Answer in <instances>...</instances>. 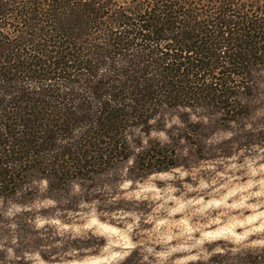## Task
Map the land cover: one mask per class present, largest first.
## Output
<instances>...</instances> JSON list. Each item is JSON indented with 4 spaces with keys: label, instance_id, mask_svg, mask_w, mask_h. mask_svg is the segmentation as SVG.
Returning a JSON list of instances; mask_svg holds the SVG:
<instances>
[{
    "label": "trees",
    "instance_id": "1",
    "mask_svg": "<svg viewBox=\"0 0 264 264\" xmlns=\"http://www.w3.org/2000/svg\"><path fill=\"white\" fill-rule=\"evenodd\" d=\"M259 68L264 0H0V264L96 255L103 237L53 221L97 202L126 209L107 198L125 163L143 174L176 165L156 166L171 142L144 144L155 123L174 139L171 112L184 110L183 125L234 114ZM197 109L210 112L192 122ZM36 199L54 204L36 211ZM116 264L141 263L133 250Z\"/></svg>",
    "mask_w": 264,
    "mask_h": 264
},
{
    "label": "rangeland",
    "instance_id": "2",
    "mask_svg": "<svg viewBox=\"0 0 264 264\" xmlns=\"http://www.w3.org/2000/svg\"><path fill=\"white\" fill-rule=\"evenodd\" d=\"M253 81L249 89L236 91L243 105L234 114L220 112L219 120L183 125L177 115L184 110L171 112L166 129L174 139L155 123L158 130L144 136V144L171 142L176 153L156 166L176 165L143 174L125 163L122 181L111 182L117 188L108 189L107 198L126 209L105 213L97 202L70 214L69 224L53 221L60 230H91L105 239L96 255L74 264H116L133 250L141 264H264V68ZM201 111L210 112L189 110L192 122L201 120ZM183 127L197 134L181 139ZM31 204L40 211L54 203ZM30 260L47 264L37 255Z\"/></svg>",
    "mask_w": 264,
    "mask_h": 264
}]
</instances>
